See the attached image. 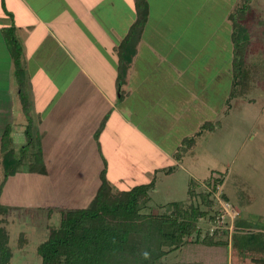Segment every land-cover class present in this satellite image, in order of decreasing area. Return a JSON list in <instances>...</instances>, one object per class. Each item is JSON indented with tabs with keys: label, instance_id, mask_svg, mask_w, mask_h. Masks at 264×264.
<instances>
[{
	"label": "rangeland",
	"instance_id": "1",
	"mask_svg": "<svg viewBox=\"0 0 264 264\" xmlns=\"http://www.w3.org/2000/svg\"><path fill=\"white\" fill-rule=\"evenodd\" d=\"M238 1L146 0L148 19L143 43L147 45L132 67L136 77L129 81L136 80L142 88L149 89L143 101V92H139V97L132 93L128 102L139 105L132 119L143 120L142 126L150 138L165 148L178 146L173 158L179 165L148 176L155 183V190L149 193L144 213L159 212L170 203L190 201V181L209 191L212 188L204 184L209 179L210 184L212 180L221 181L216 186L219 200L230 207L229 216L224 214L217 225L218 210L223 208L215 199L216 191H212L211 207L200 205L207 214L198 220L197 227L200 238L218 230L219 243L212 247L194 244L193 235L183 247L169 252L163 264H234L230 250L234 223L247 230L243 235L264 228V36L261 17L251 12L247 21L251 43L246 68L238 69L241 72L234 73L233 78L231 26L227 18ZM117 5L115 11L107 9V20L116 25L115 32L124 39L128 22L136 15L134 9L128 8V0L123 4L118 0ZM205 90L208 101L218 106L213 111L218 119L203 128L205 123L200 126V120L187 117V113H198L185 110V103L188 106L189 98ZM179 114L181 118L177 119ZM28 138L29 144L15 151L22 161L19 171L27 170L37 148L35 136L26 141ZM181 138L184 140L179 141ZM5 178L0 156V203L11 208L4 216L13 253L10 264H40L38 246L49 230L59 225L62 216L90 205L87 195L92 188L65 190L61 182L56 190L43 189L23 173L14 179ZM72 184L73 180L70 187ZM192 201L201 204L198 198ZM238 238L245 240L241 234Z\"/></svg>",
	"mask_w": 264,
	"mask_h": 264
},
{
	"label": "crops",
	"instance_id": "2",
	"mask_svg": "<svg viewBox=\"0 0 264 264\" xmlns=\"http://www.w3.org/2000/svg\"><path fill=\"white\" fill-rule=\"evenodd\" d=\"M128 2V8L135 12L133 0ZM117 3L118 0H3V10L0 0V139L8 129L10 146L18 152L26 147L27 137L35 136L45 166L43 175L25 170L10 179L23 173L43 189L56 190L61 182L65 190L84 191L91 187L87 197L92 201L102 172L114 191H128L150 183L148 176L179 165L173 158L178 146H161L145 132L143 120L132 119L139 105L132 106L129 97L132 93L139 97L143 92V101L149 89L142 88L136 80L129 81L135 79L132 67L147 45L143 43V33L125 82L117 84L116 48L123 39L115 32L116 25L107 20V9L115 11ZM250 7L261 17L264 36V0H251ZM134 20H129L128 30ZM8 30L20 45L26 111L19 99ZM206 93L207 90L189 98L188 106L185 103V110L198 113H187V117L200 120V126L218 119L213 113L218 106L208 101ZM154 190L155 183L150 192ZM254 232L264 234V228Z\"/></svg>",
	"mask_w": 264,
	"mask_h": 264
},
{
	"label": "trees",
	"instance_id": "3",
	"mask_svg": "<svg viewBox=\"0 0 264 264\" xmlns=\"http://www.w3.org/2000/svg\"><path fill=\"white\" fill-rule=\"evenodd\" d=\"M133 3L135 20L116 48L118 85L126 80L148 19L146 0H133ZM250 3L251 0H239L227 18L231 26L233 78L234 73L241 72L238 69L246 68L247 51L251 43L250 29L247 26L251 14ZM1 7L5 10L3 0ZM7 39L14 60L15 76L20 90L19 99L23 111H26L28 103L23 88V70L19 63L20 51L11 30L7 32ZM104 122L105 120L100 128ZM206 126L211 124L206 122L202 125L203 128ZM29 142L30 138L26 146ZM10 145L9 132L6 129L0 139L1 163L6 178L14 176L22 165L21 157H16ZM27 171L45 174L39 146L27 165ZM211 182L210 184V179L204 181L205 186L212 188L208 191L201 184L190 181V201L170 203L161 207L159 212L144 213L150 200L149 193L154 187L153 182L137 185L128 191L113 192L105 173L102 172L100 186L90 205L62 216L59 225L49 230L47 238L38 246L40 264H163L162 260L169 252L183 247L187 244L186 239L193 235H196L194 244L212 247L219 243L216 241L219 232L215 230L211 234L205 233L200 238L197 227L198 220L207 214L200 205L211 207V193L221 183L218 179ZM194 198H198L201 204H194ZM7 211V206L0 203V264H10L13 256L4 220ZM234 226L235 231L230 237L232 263L264 264V234L254 232L243 235L247 230L239 224L234 223ZM239 234L245 240L238 238Z\"/></svg>",
	"mask_w": 264,
	"mask_h": 264
},
{
	"label": "built area",
	"instance_id": "4",
	"mask_svg": "<svg viewBox=\"0 0 264 264\" xmlns=\"http://www.w3.org/2000/svg\"><path fill=\"white\" fill-rule=\"evenodd\" d=\"M216 189H218V188H216ZM216 193H217V191H216ZM214 196L216 197L215 199H217L218 201V203L220 204V206L223 208L222 210H218V214H217V216H216V219H215V223L218 225V223H221L222 221H223V218H224V214L225 215H227V216H229V214L227 213V210L228 209H230V207H229V205L227 204V203H225V202H221L220 200H219V197H220V195H218V193H217V195L216 194H214ZM228 208V209H227ZM220 212H222L221 214H220ZM216 229H218V228H216ZM213 231H215V230H212L211 231V233L213 232ZM218 231V230H217ZM210 233V234H211Z\"/></svg>",
	"mask_w": 264,
	"mask_h": 264
}]
</instances>
